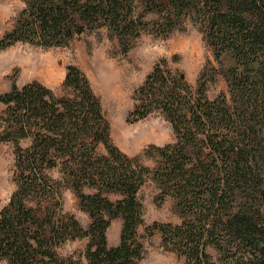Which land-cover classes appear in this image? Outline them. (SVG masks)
<instances>
[{
    "label": "trees",
    "instance_id": "trees-1",
    "mask_svg": "<svg viewBox=\"0 0 264 264\" xmlns=\"http://www.w3.org/2000/svg\"><path fill=\"white\" fill-rule=\"evenodd\" d=\"M190 24L214 62H205L196 86L166 59L147 74L128 121L163 114L176 139L142 154L114 143L101 98L77 65L68 66L61 94L36 79L0 93V143L14 144L17 185L0 209V258L138 264L160 232L186 264H264V0H26L0 51L19 42L65 45L103 29L128 53L145 32L170 36ZM221 77L227 90L212 99L209 86ZM151 179L181 222H145L140 191ZM66 188L89 213L88 228L63 209ZM116 218L121 242L112 246ZM82 239L80 256L60 252Z\"/></svg>",
    "mask_w": 264,
    "mask_h": 264
},
{
    "label": "rangeland",
    "instance_id": "rangeland-1",
    "mask_svg": "<svg viewBox=\"0 0 264 264\" xmlns=\"http://www.w3.org/2000/svg\"><path fill=\"white\" fill-rule=\"evenodd\" d=\"M26 0H0V38L13 27L16 16L21 12ZM162 59L169 68L183 72L193 86L205 62H214L212 49L207 45L204 34L198 26L190 24L186 30H176L170 36L145 32L136 40L128 53L116 38L106 30L88 31L80 38L60 46L42 47L36 44L19 42L0 51V93L9 91L16 81L20 85L36 79L52 87L61 94L68 66L81 67L95 92L100 96L103 109L111 124V137L123 151L134 156L144 153L149 144L162 145L176 139L171 122L160 113L147 119L129 122V113L135 103V91L146 80V76ZM226 82L221 77L210 84L208 95L214 99L226 91ZM2 107L0 105V115ZM28 141L25 142L27 144ZM16 161L13 143H0V209L10 200L17 185L13 180ZM147 164L154 166L151 159ZM59 176L58 172H53ZM160 190L154 180H149L141 189L140 196L144 207V219L148 225L155 221L181 222V217L172 198L160 201ZM63 209L73 213L88 228L91 218L82 209L80 198L70 188L64 190ZM107 237L110 245L121 242L123 220L111 221ZM160 232L145 242L144 257L138 264H186L185 256L177 251L164 248ZM87 240L66 243L61 253L77 256L85 250ZM216 256V250L210 248ZM0 264H9L0 258Z\"/></svg>",
    "mask_w": 264,
    "mask_h": 264
}]
</instances>
